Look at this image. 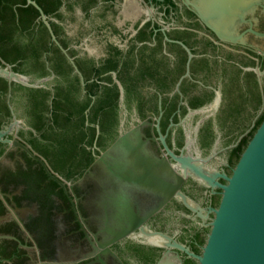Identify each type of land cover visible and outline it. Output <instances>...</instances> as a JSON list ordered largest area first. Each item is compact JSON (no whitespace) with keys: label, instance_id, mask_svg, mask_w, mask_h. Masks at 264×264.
<instances>
[{"label":"flooded vegetation","instance_id":"flooded-vegetation-1","mask_svg":"<svg viewBox=\"0 0 264 264\" xmlns=\"http://www.w3.org/2000/svg\"><path fill=\"white\" fill-rule=\"evenodd\" d=\"M46 19L82 81L38 15L43 68L23 75L45 79L44 95L0 86V264H197L140 228L201 253L221 189L191 167L225 184L264 117V0H60ZM75 77L73 105L90 101L70 144L59 132L68 104L52 100ZM121 135L126 144L109 151ZM154 176L180 177L191 206L173 194L155 210L164 192Z\"/></svg>","mask_w":264,"mask_h":264},{"label":"water","instance_id":"water-1","mask_svg":"<svg viewBox=\"0 0 264 264\" xmlns=\"http://www.w3.org/2000/svg\"><path fill=\"white\" fill-rule=\"evenodd\" d=\"M26 3L37 10L51 41L58 46L82 81V76L74 62L57 42L42 9L34 0H26ZM255 72L259 73L257 69ZM0 78L31 88L39 87V83L45 80L29 83L25 75L12 71L8 64L0 67ZM116 83L120 89V98H122V88L117 81ZM125 144L126 137L121 135L108 150L123 148ZM127 150L130 155L136 152V149L131 147H128ZM170 154L175 160L184 162L181 157ZM156 166L170 169L165 159L157 161ZM191 168L198 177L206 180L208 185L212 187L216 185L221 189L218 206L211 210L213 217L208 224L209 232L201 248V253L194 254L183 245L171 241V238L165 234L148 231L141 227L140 230L144 233L147 241L185 252L195 259L197 264H264V117L240 153L230 175H221L225 184H212V180L204 177L199 168L195 166ZM120 174L125 177V174ZM133 177L134 175H130L129 179L132 180ZM181 180L178 177L177 184L171 186L158 176L152 177L151 183L164 192L163 199L155 210L160 208L173 194L180 197L188 207L191 206L187 198L177 191ZM139 222L140 220L135 221L129 228L122 229L117 237L130 233L139 225Z\"/></svg>","mask_w":264,"mask_h":264},{"label":"trees","instance_id":"trees-1","mask_svg":"<svg viewBox=\"0 0 264 264\" xmlns=\"http://www.w3.org/2000/svg\"><path fill=\"white\" fill-rule=\"evenodd\" d=\"M34 1L46 16L54 12L60 3V0ZM36 18H38L37 10L32 5L27 4L26 0H0V67H2V62L6 63L11 66L12 71L20 74L35 73L43 68V62L40 60L41 52L38 51L39 46L37 45L41 44V48H45L44 45L47 42L48 33L40 20V27L32 26L33 21ZM51 25L54 35L58 38V29H56V26L53 23H51ZM34 42L37 44L36 46ZM62 45L65 47L64 44ZM65 69L66 68H63L62 64L53 67V70L57 75L65 73ZM68 80L70 90H66L64 87H58L59 91L55 93L52 101H64L68 104L66 106V116L63 117L64 121L63 124H61V131L59 132L65 136L62 138L63 141L73 144L75 143L76 135L84 133L80 128L83 125L82 121L84 115H81L80 122L77 121V118L79 116L78 114L85 109L90 99L86 98L84 100L83 106L80 110L75 108L73 104L77 101L75 98L77 78L75 77ZM6 85L7 80L0 78V86L5 88ZM12 85L27 90L30 93V96H32L31 98L34 102H38L36 96L44 95V90L42 88H24L14 82H12ZM113 95L116 96V93ZM92 110L91 107L88 112L89 121H92ZM55 118L56 117L54 116V119ZM262 119L263 117L260 119V122ZM259 124L252 128L248 136L245 137L237 147V150L240 153L243 151L245 145ZM39 128L40 126H36V129L39 130ZM93 133V129L91 128V134Z\"/></svg>","mask_w":264,"mask_h":264}]
</instances>
